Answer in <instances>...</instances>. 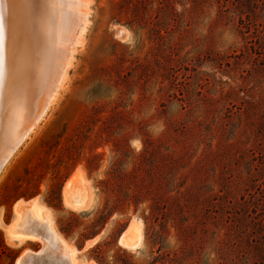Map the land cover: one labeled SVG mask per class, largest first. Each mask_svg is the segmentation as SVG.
I'll return each mask as SVG.
<instances>
[{"label": "rangeland", "instance_id": "374dc122", "mask_svg": "<svg viewBox=\"0 0 264 264\" xmlns=\"http://www.w3.org/2000/svg\"><path fill=\"white\" fill-rule=\"evenodd\" d=\"M71 1L83 42L0 170V264L41 249L10 239L33 199L79 264H264V0Z\"/></svg>", "mask_w": 264, "mask_h": 264}, {"label": "bare ground", "instance_id": "6f19581e", "mask_svg": "<svg viewBox=\"0 0 264 264\" xmlns=\"http://www.w3.org/2000/svg\"><path fill=\"white\" fill-rule=\"evenodd\" d=\"M86 24L74 13L71 0H0V170L55 101L76 46L83 42ZM77 178L66 184L63 198L67 207L82 211L89 207L90 197ZM38 207L44 223L30 216L31 200L15 204L22 218L18 215L10 226V239L40 241L51 249L50 257L61 255L60 261L79 264L76 251L50 225L45 208ZM141 240V225L134 221L120 242L136 249Z\"/></svg>", "mask_w": 264, "mask_h": 264}, {"label": "water", "instance_id": "95a60500", "mask_svg": "<svg viewBox=\"0 0 264 264\" xmlns=\"http://www.w3.org/2000/svg\"><path fill=\"white\" fill-rule=\"evenodd\" d=\"M16 144H18V141L16 142ZM36 234L40 235L38 233ZM50 254H51V249L49 251L44 247V244H42V247L39 251L37 252L27 251L24 254H22L20 256V258L23 257V259H21L22 260L21 263L22 264H70V262H68L67 260L60 261L61 255L59 257L57 256L55 258H52L50 257Z\"/></svg>", "mask_w": 264, "mask_h": 264}, {"label": "crops", "instance_id": "0c3cea01", "mask_svg": "<svg viewBox=\"0 0 264 264\" xmlns=\"http://www.w3.org/2000/svg\"><path fill=\"white\" fill-rule=\"evenodd\" d=\"M70 181V180H69ZM68 181V182H69ZM84 183V184H83ZM83 183H80V186H81V188H83V189H85L87 192H88V194H89V197H90V203H91V191H90V189H89V187H88V185H87V181H83ZM86 185V186H85ZM32 202H33V211L32 212H36L37 213V215L39 216V217H36L37 218V220L36 221H38V222H40V219H38V218H41L40 217V215L38 214V210H37V208H39L38 207V205L39 206H43L40 202H38V201H36V199L34 200H31ZM36 205V206H35ZM44 207V206H43ZM45 208V207H44ZM45 210H46V213L47 214H49L48 212V210L45 208ZM40 223H44V222H40ZM37 242V241H36ZM38 242H40V241H38ZM65 242V241H64ZM66 243V242H65ZM66 245H67V243H66ZM68 246V245H67ZM75 250V249H74ZM76 251V250H75Z\"/></svg>", "mask_w": 264, "mask_h": 264}]
</instances>
